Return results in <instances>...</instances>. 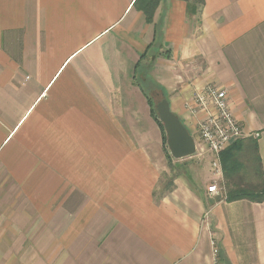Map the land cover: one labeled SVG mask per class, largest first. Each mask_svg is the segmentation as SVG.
Wrapping results in <instances>:
<instances>
[{"label": "crops", "instance_id": "obj_1", "mask_svg": "<svg viewBox=\"0 0 264 264\" xmlns=\"http://www.w3.org/2000/svg\"><path fill=\"white\" fill-rule=\"evenodd\" d=\"M134 2L0 0V264H223L212 242L264 264V202L208 193L210 155L164 187L177 167L138 81L196 143L186 103L226 90L264 173V0H162L153 22Z\"/></svg>", "mask_w": 264, "mask_h": 264}, {"label": "built area", "instance_id": "obj_2", "mask_svg": "<svg viewBox=\"0 0 264 264\" xmlns=\"http://www.w3.org/2000/svg\"><path fill=\"white\" fill-rule=\"evenodd\" d=\"M188 112L195 119L199 141L197 155L211 156L213 179L207 192L215 197L227 198L221 153L232 143L245 137L243 127L234 118L228 101L227 91L216 86H205L186 103ZM201 147V149H200ZM222 183V186H221ZM214 245V256L219 257L220 249Z\"/></svg>", "mask_w": 264, "mask_h": 264}, {"label": "trees", "instance_id": "obj_3", "mask_svg": "<svg viewBox=\"0 0 264 264\" xmlns=\"http://www.w3.org/2000/svg\"><path fill=\"white\" fill-rule=\"evenodd\" d=\"M162 0H135L134 7L137 10L142 11L148 22H153L155 12ZM188 3L189 11L191 14H195L204 5L205 0H184ZM146 84L140 85L145 96L148 99L151 114L154 120L157 122L162 131L163 143L167 145V137L162 122L159 120L158 112L156 109V102L151 96V92L160 91L164 95V89L152 80L147 75H144ZM246 152L249 156V168L251 169V187H239L231 188V183L235 177L240 176L241 169L243 170L244 165L239 161L240 153ZM221 163L224 172V187L227 188L226 196L229 201L239 199H249L254 202H264V173L262 170L261 157L258 150V143L254 137L241 138L232 144L229 148L221 153ZM168 159L173 160L170 152L168 151ZM253 162V163H252ZM220 263L229 264L225 254L219 252Z\"/></svg>", "mask_w": 264, "mask_h": 264}, {"label": "water", "instance_id": "obj_4", "mask_svg": "<svg viewBox=\"0 0 264 264\" xmlns=\"http://www.w3.org/2000/svg\"><path fill=\"white\" fill-rule=\"evenodd\" d=\"M159 120L164 126L167 137V147L175 160L192 157L197 152V143L186 125L173 112L167 97H163L156 104Z\"/></svg>", "mask_w": 264, "mask_h": 264}, {"label": "rangeland", "instance_id": "obj_5", "mask_svg": "<svg viewBox=\"0 0 264 264\" xmlns=\"http://www.w3.org/2000/svg\"><path fill=\"white\" fill-rule=\"evenodd\" d=\"M142 72H144L143 69L141 70L140 73H142ZM138 74H139V72H138ZM144 75H145V72H144V74H139V77H138V81H141L142 85L146 84V82L144 80ZM151 96L156 103L163 98L162 93H160V91L151 92ZM234 143H232V144H234ZM230 146H228L227 148H229ZM200 149H201V147H200ZM166 150L168 153L169 149H168L167 145H166ZM196 154H197V152H196ZM248 156L249 155L246 152L240 153L238 158H239V161L244 165V167H243L244 169L243 170L241 169V172H240L241 175L240 176L235 177V179L231 183L229 182V185L231 188H239V187L240 188L241 187L249 188V187H251V185H253L252 183H250L251 182V176H250L251 169L248 166V164L250 162ZM170 163H171L172 167H177V168H176V170H173V175H171V177H168V175H166L165 178H163L164 184H166V186H164V187H166V188H169L171 186V180L173 179V176L176 175L180 171L183 172V170L185 169L184 166H186L187 164L197 166L199 169H202V170L209 167V160H207L206 158H202L200 156H198V157L192 156V157H189V159H182L181 161H177V160L173 159V160H170ZM221 186H222V183H221ZM223 186H224V184H223ZM226 191H227V188H225V193H226ZM160 193H162V191H160Z\"/></svg>", "mask_w": 264, "mask_h": 264}]
</instances>
